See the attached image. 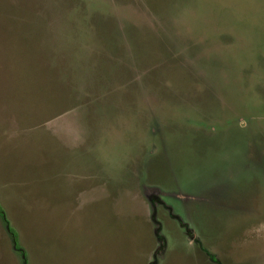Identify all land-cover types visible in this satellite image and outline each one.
Listing matches in <instances>:
<instances>
[{
	"label": "rangeland",
	"instance_id": "rangeland-1",
	"mask_svg": "<svg viewBox=\"0 0 264 264\" xmlns=\"http://www.w3.org/2000/svg\"><path fill=\"white\" fill-rule=\"evenodd\" d=\"M0 208V264H264V0H0Z\"/></svg>",
	"mask_w": 264,
	"mask_h": 264
},
{
	"label": "trees",
	"instance_id": "trees-1",
	"mask_svg": "<svg viewBox=\"0 0 264 264\" xmlns=\"http://www.w3.org/2000/svg\"><path fill=\"white\" fill-rule=\"evenodd\" d=\"M0 215L3 216V211L0 208ZM12 232V231H11ZM13 233V232H12Z\"/></svg>",
	"mask_w": 264,
	"mask_h": 264
}]
</instances>
